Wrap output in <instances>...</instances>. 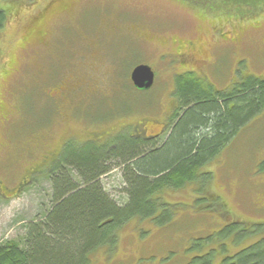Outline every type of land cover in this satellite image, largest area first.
I'll use <instances>...</instances> for the list:
<instances>
[{
  "label": "rangeland",
  "instance_id": "1",
  "mask_svg": "<svg viewBox=\"0 0 264 264\" xmlns=\"http://www.w3.org/2000/svg\"><path fill=\"white\" fill-rule=\"evenodd\" d=\"M16 1L0 0L6 10L0 29V243L19 241L25 223L38 221L50 206L44 173L18 190L46 164L43 147L23 144L49 138L57 146L67 134L82 138L86 130L130 122L147 134L157 132L160 124L151 121L162 123L174 105V77L184 70L217 88L248 75L264 78V0L208 11L183 0ZM188 51L197 61L183 59ZM137 63L154 72L153 87L142 94L128 86ZM87 73L101 80L86 96L98 92L102 99L85 102L87 112L102 114L99 125L52 97L63 74ZM101 181L121 192L119 169ZM163 196L150 200L156 208L150 218L128 220L112 244L111 234L103 238L90 264H191L194 257L206 261L208 252L215 263L264 237V105L194 181Z\"/></svg>",
  "mask_w": 264,
  "mask_h": 264
},
{
  "label": "trees",
  "instance_id": "2",
  "mask_svg": "<svg viewBox=\"0 0 264 264\" xmlns=\"http://www.w3.org/2000/svg\"><path fill=\"white\" fill-rule=\"evenodd\" d=\"M183 1H193L192 4L208 11L213 5L216 8L223 5L228 10L248 0ZM5 15L2 7L0 29ZM203 81L190 71L175 75V124L160 146L123 135L113 148L88 144L77 150L66 149L59 162L44 173L51 190L50 206L38 221L25 223L19 241L0 243V264H90V256L103 244V238L111 234L112 244L117 229L128 220L154 215L156 208L149 204L152 198H161L158 195L161 191L180 189L194 181L198 169L264 105V78L248 75L222 89L204 86ZM128 86L136 89L130 81ZM29 145L28 141L26 146L32 148ZM110 160L122 166L123 204L110 196L97 179L103 170L109 172L113 168H104ZM33 171L29 180L42 177L40 173L33 177ZM227 232L225 228L224 233ZM257 239L258 243L234 256L237 264H264V247L259 246L264 244V237ZM208 253L206 261L194 257L191 264H211V252Z\"/></svg>",
  "mask_w": 264,
  "mask_h": 264
},
{
  "label": "flooded vegetation",
  "instance_id": "3",
  "mask_svg": "<svg viewBox=\"0 0 264 264\" xmlns=\"http://www.w3.org/2000/svg\"><path fill=\"white\" fill-rule=\"evenodd\" d=\"M202 50V49H201ZM204 52V51H203ZM181 55L183 56V59L186 60H196L195 58H193V54H191V52H184L181 53ZM202 61L203 64L200 65H208L210 63V58L207 59H202L200 60V62ZM186 71H190L193 72L195 74H197L193 69L191 70H184L183 72L180 73H176V74H181L184 73ZM65 74V73H64ZM60 77L59 81L55 83L54 87H53V93L54 95L52 97H54V100L56 101L57 104L63 103L64 101L67 103H70L71 106H73V109L76 108L78 109L77 111V115L79 116H83L84 119H86L90 124H97L99 125V121L102 118V114H100V116H96L95 112L91 113L86 111L87 108V104L85 102L89 101V97L90 96H96L98 94L94 93L91 95L86 96L87 94H89L90 92L94 91V89H98L99 87V80L98 77L94 78L93 75H91L90 73L88 74V76L86 77H81L80 75H77V77L73 78L71 74H68L69 76L64 75ZM175 75V74H174ZM198 75V74H197ZM199 77L203 78L202 76L198 75ZM203 84L204 86H207L208 84L212 87H214L211 82H207L209 81L207 78H203ZM89 81H91V83H89ZM213 82V81H212ZM154 83V82H153ZM214 83V82H213ZM228 86V85H227ZM225 86V87H227ZM215 89H222V88H217L214 87ZM80 91L82 92L81 95L74 100L70 98V96L75 92V91ZM48 97H51V93L47 95ZM99 97V95H97V98ZM102 99V97H99ZM174 98V105L172 106V108L169 110H167L164 114V120H162L160 122H155V121H151V124H160V129L157 132H150V133H145V130L143 128L139 127V123L133 124V123H120V124H114L112 126V128H110L108 130H106L105 128L102 127H98L95 131H90V130H86L85 134H83L82 138H78L77 135L74 134H67V136L56 146L51 144L50 145V140L49 138H46L47 143L45 144H40V142H36L34 144H30L29 146H31L33 149L37 148V147H43L45 150H43L42 155H40L41 159H45L46 164L44 165V169L41 170H34L32 173L34 174V176H36V174H39V176H41L42 173L47 172L46 170L49 169V167H53L57 162H59V157L61 156V154L68 148H72V149H80L88 144H92L95 147L98 148H106V147H114V143L120 139L123 135H126V137L128 136V138L132 139V140H141L143 142L146 143H152L155 145L160 146L161 144H163L169 134L171 133V129L174 126V119H176L175 116V109H176V99ZM85 99V100H84ZM49 100V99H48ZM59 100V102H58ZM84 100V101H83ZM80 104V105H79ZM79 105V106H78ZM84 106L83 109H81V106ZM53 111L52 107H51V112ZM182 112H180L181 115ZM115 114V113H114ZM61 115V113H60ZM118 115V114H117ZM105 117V116H104ZM173 118V122L172 124H170V119ZM141 122V121H140ZM26 144H23V146H25ZM55 148V150L53 149ZM107 167H113L109 172H105L103 170V173H101L97 179L100 181V184L103 186V189H105L110 196H112L114 199H121L122 198V192L114 189L108 190L105 187V184L101 181V178L103 176H106L108 173H110L112 170H116L119 169L120 172V176H121V168L122 166L115 160H110V162L106 163L104 168ZM121 178V177H120ZM31 179V178H30ZM31 180H26L25 183H23L22 185H20L18 187V190L21 191L24 186H26V184H28ZM124 182V181H123ZM123 187H125V183H123ZM123 187H117V189H122ZM169 190V189H167ZM167 190H163L161 191V193H159L158 195L163 198V194L167 191ZM229 227V226H228ZM228 227H225L226 229H228ZM225 228L223 229V231L225 230ZM260 241V240H259ZM259 241H256L257 243ZM245 249V248H244ZM241 251V250H239ZM239 251H235L231 254V256L229 257H220L219 259H217V262H212L211 260V264H237V262L234 260V256L239 252ZM198 258L201 259V256H199ZM198 264V263H195Z\"/></svg>",
  "mask_w": 264,
  "mask_h": 264
},
{
  "label": "water",
  "instance_id": "4",
  "mask_svg": "<svg viewBox=\"0 0 264 264\" xmlns=\"http://www.w3.org/2000/svg\"><path fill=\"white\" fill-rule=\"evenodd\" d=\"M153 78L154 73L146 64H138L130 72V79L133 85L140 90L150 88Z\"/></svg>",
  "mask_w": 264,
  "mask_h": 264
}]
</instances>
